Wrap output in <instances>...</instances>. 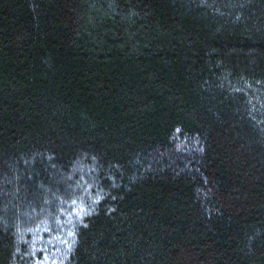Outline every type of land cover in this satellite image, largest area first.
<instances>
[{
    "label": "trees",
    "instance_id": "trees-1",
    "mask_svg": "<svg viewBox=\"0 0 264 264\" xmlns=\"http://www.w3.org/2000/svg\"><path fill=\"white\" fill-rule=\"evenodd\" d=\"M0 264H264V0H0Z\"/></svg>",
    "mask_w": 264,
    "mask_h": 264
}]
</instances>
